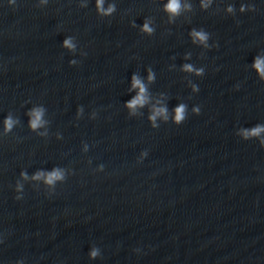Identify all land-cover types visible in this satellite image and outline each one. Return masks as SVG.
Instances as JSON below:
<instances>
[{
    "label": "clouds",
    "instance_id": "obj_1",
    "mask_svg": "<svg viewBox=\"0 0 264 264\" xmlns=\"http://www.w3.org/2000/svg\"><path fill=\"white\" fill-rule=\"evenodd\" d=\"M105 0H96V9L97 12L100 15L103 16H110L113 12L116 11V5L115 3H110L107 8L104 7ZM211 4V0H201V7L204 9H207ZM191 5L188 3H182V0H168V2L164 5V11L169 14L170 20L176 16H179L182 11H190ZM241 11H244V6H241ZM228 12H232L233 9L231 6L227 9ZM141 30L145 33H148L149 35L152 34L154 29L150 26V23L145 21V23L142 25ZM191 37L193 38V42H199L200 44L204 45L205 48L209 47L207 44V41L209 39V34L205 32L204 30H195L192 29L190 32ZM63 47L69 49V50H75L76 45L73 43V38L68 37L63 42ZM191 56L190 53L185 55V59H189ZM75 63V61H70V64ZM253 67L256 69V71L260 74L261 78H264V58H260L257 56L254 60ZM183 71L185 72H195L197 76H203L204 75V69H195L191 64H184L183 65ZM154 80V74L149 69L148 72V81L151 82ZM192 91L198 92L199 89L196 85H192ZM132 89H138L137 95L131 99L126 107L131 110L132 114H135V111L138 107H143L145 104L148 103V95H147V86L144 82L137 76H132ZM193 114L198 115L200 112L199 107H193L192 109ZM173 120L176 125H180L185 121L186 113H187V105L184 103L179 104L175 109L173 110ZM44 114L43 108H34L31 110L28 115L31 117L30 119V127L35 130L39 127H41L45 121H43L42 117ZM158 117H162L165 121L168 120V109L166 106L162 107H153L151 115L149 116V120L152 122V127L157 128L159 127L155 121ZM17 121L13 120L11 116L7 117L4 121L5 124V130L10 131L14 124ZM264 132V126H255L251 128L250 130L244 129L241 130V134L245 139H248L249 137H258L260 134ZM262 144H264V141H261ZM22 176L26 177V174L22 173ZM44 178L45 183L52 185L55 181L62 179V173L58 169H54L50 173H42L38 172L33 179H41ZM99 255V250L96 248H93L90 252V256L92 258H95Z\"/></svg>",
    "mask_w": 264,
    "mask_h": 264
}]
</instances>
